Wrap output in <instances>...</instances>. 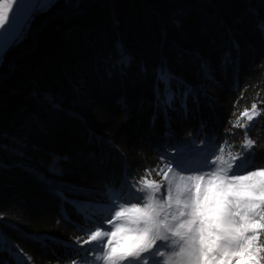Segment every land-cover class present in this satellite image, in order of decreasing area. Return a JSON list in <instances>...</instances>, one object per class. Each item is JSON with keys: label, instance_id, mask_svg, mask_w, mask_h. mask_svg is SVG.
Returning <instances> with one entry per match:
<instances>
[{"label": "trees", "instance_id": "1", "mask_svg": "<svg viewBox=\"0 0 264 264\" xmlns=\"http://www.w3.org/2000/svg\"><path fill=\"white\" fill-rule=\"evenodd\" d=\"M261 24L264 0H53L36 10L0 63V264L81 259L76 240L100 207L177 144L226 141L227 156L251 138L246 166H264ZM165 61L192 86L187 112L177 99L165 115ZM252 104L262 114L233 128L248 124Z\"/></svg>", "mask_w": 264, "mask_h": 264}, {"label": "snow or ice", "instance_id": "2", "mask_svg": "<svg viewBox=\"0 0 264 264\" xmlns=\"http://www.w3.org/2000/svg\"><path fill=\"white\" fill-rule=\"evenodd\" d=\"M28 15L25 0H0V35ZM260 27L264 30V24ZM206 68L202 60L201 69ZM156 75L167 93L165 115L175 110L177 99L187 112L192 86L172 73L166 61ZM173 81L180 87L173 90ZM158 92L156 86L154 94ZM43 99L51 102L47 94ZM261 114L252 104L242 113L248 124L232 127L247 129ZM226 143L208 151L203 141L180 143L162 153L160 166L128 181L130 194L114 195L100 207V220L86 238L76 240L82 258L70 264H264V166H246L256 144L251 138L227 156ZM153 172L158 179L150 178Z\"/></svg>", "mask_w": 264, "mask_h": 264}, {"label": "rangeland", "instance_id": "3", "mask_svg": "<svg viewBox=\"0 0 264 264\" xmlns=\"http://www.w3.org/2000/svg\"><path fill=\"white\" fill-rule=\"evenodd\" d=\"M53 0H25L26 5L28 6L29 15L26 17L25 21H23L16 29L11 31L6 35H0V63L5 52L12 46L18 39L21 38L24 29L28 25L33 13L38 9L47 8ZM19 3V0H17ZM16 5H13V10H15ZM9 22H11V14ZM15 40V42H13ZM167 94V93H166ZM215 150V148L209 149ZM208 151V149H205Z\"/></svg>", "mask_w": 264, "mask_h": 264}]
</instances>
